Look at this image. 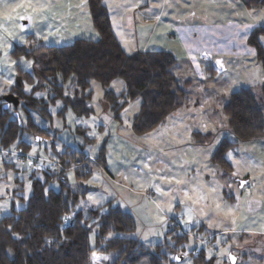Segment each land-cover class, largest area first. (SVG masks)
<instances>
[{"label":"rangeland","instance_id":"1","mask_svg":"<svg viewBox=\"0 0 264 264\" xmlns=\"http://www.w3.org/2000/svg\"><path fill=\"white\" fill-rule=\"evenodd\" d=\"M123 1L132 7L151 0ZM166 1L176 2L177 7L171 9L175 14L172 23L162 25V38L157 45L175 57L173 72L178 82H190L186 87L188 104L146 135L136 136L131 124L139 111L140 99L128 102L113 114L104 100L105 89L91 81L88 106L92 112L78 117L70 108L64 109L62 99L50 101L53 95L48 83L35 81L46 88L33 92V98L47 104L48 116L30 108L27 114L47 133L42 137L24 134L23 139L30 146L24 154L61 165L55 152H80L76 156L78 162L85 156L81 165L76 163L70 169L66 167L68 170L62 166L61 170H66L64 184L86 190L76 210L95 209L112 201L133 217L135 229L128 237L150 251L156 247L165 251L174 246L179 236L186 235L187 239L171 256L173 264H196L193 258L201 251L205 258H213L214 264H231L230 256L235 259L233 264H264V135L239 141L222 111L232 93L242 88L257 92L263 80L261 64L254 48L248 46L244 30L264 28V9L247 8L242 0ZM138 11L131 10L126 31L118 34L129 54L140 48L141 37L134 18L139 19ZM87 18L71 37L59 33L55 38L50 32L42 34L45 25L36 23L22 29L11 19L0 23V98L8 95L15 84L17 69L33 74L30 60L11 56L15 46H63L78 38L75 36L95 41L98 34ZM121 25L125 27L123 23L114 27ZM258 40L264 50V33ZM154 43L156 37L151 39V45ZM202 53L208 56L203 57ZM217 59L224 67L221 74L209 69ZM59 84L65 88V95H73L67 83ZM123 89L121 79L106 87L116 94ZM25 92L32 93V86H25ZM9 109L14 112L11 105ZM23 111L17 110L22 121ZM196 132L212 133L213 139L197 145L193 140ZM223 140L235 145L225 154L232 171L222 180V170L210 159ZM228 153L232 154L231 159ZM100 157L104 167L97 161ZM5 163L11 166L6 167ZM32 169L14 155L0 153V219L25 207L32 179L47 181L46 190H59L61 171ZM244 178L248 182L240 188ZM93 241L92 232L91 245ZM175 257L182 259L174 262ZM137 264L148 262L141 259Z\"/></svg>","mask_w":264,"mask_h":264},{"label":"trees","instance_id":"2","mask_svg":"<svg viewBox=\"0 0 264 264\" xmlns=\"http://www.w3.org/2000/svg\"><path fill=\"white\" fill-rule=\"evenodd\" d=\"M242 2L247 8L264 9V0ZM87 9L98 34L97 40L77 39L63 46H15L11 51L13 58L23 57L32 62L33 74L17 69L15 84L8 92L19 100L20 107L13 108V113L10 109H3L0 98V149H17L27 153L30 146L23 139L24 134L42 137L47 133L27 114L30 108L37 109L41 116H48L47 104L33 98V92L42 88L46 90L41 81L48 83V90L53 95L50 101L62 99L64 109L70 108L78 117L92 112L88 106L91 81L105 89L104 100L113 114H117L128 102L140 99L139 111L131 124L136 136L146 135L188 104L186 87L190 82L185 81L182 85L178 82L173 72L176 59L172 53H127L113 34L102 0H87ZM263 33V27L254 28L247 37V44L254 48L263 72L257 92L252 88H242L232 93L222 108L231 133L241 142L264 135V50L258 40ZM116 79L124 83V89L118 94L106 90ZM35 81L40 83L34 84ZM59 81L70 86L73 91L71 97L65 95V88ZM25 86H32V93L25 92ZM19 108L24 110V121L17 112ZM14 113L19 120L13 117ZM212 139L213 134L209 132L193 134V140L198 145L208 144ZM234 145L223 140L211 156L210 161L222 170V178L232 171L225 154ZM55 154L66 170L76 163L81 165L83 157L85 160V156L79 162L76 159L80 152L65 150ZM101 157L97 161H101L104 167ZM65 171L59 173L57 191L46 190L47 181L32 179L31 194L25 207L12 210L11 214L0 219V264H137L141 259H146L148 264H173L171 256L187 239L186 235L179 236L175 247H168L165 251L159 247L155 251L145 249L137 240L128 237L135 229L133 217L114 206L112 201L95 209L76 210L86 190L64 184ZM79 174L84 175L77 172ZM49 178L52 180L53 177ZM92 232L94 241L91 245ZM193 259L196 264H214V259L205 258L203 251Z\"/></svg>","mask_w":264,"mask_h":264},{"label":"crops","instance_id":"3","mask_svg":"<svg viewBox=\"0 0 264 264\" xmlns=\"http://www.w3.org/2000/svg\"><path fill=\"white\" fill-rule=\"evenodd\" d=\"M122 1L123 0H102L109 14L113 34L119 44L122 46L118 39V34L122 35V33L126 31V24L131 10H139V19L136 20V17L134 18L135 22L138 24L137 31L140 37L142 38V36H144L142 39L140 38L141 43H139L138 46L140 48H138L139 50L137 52L162 51L158 48L160 44L157 45L162 38L163 32L161 31V27L162 25L166 27V24L172 23V15L175 14L171 9L173 6L177 7L176 2L172 1L168 3L166 0H151L149 2L144 1L139 6L134 5L131 7L130 3ZM88 14L87 0H0V23H4L7 19H11L14 23L21 25L20 27L22 29L32 28L36 23L45 25L44 27L46 30L44 29L42 34H48L50 32V36L53 38L59 33H66V37H69V35L71 37L72 33H75V30L79 28L83 19L88 21L87 17H90ZM121 23L125 25L124 28L122 25L121 27L117 26V29L114 27V25ZM244 33L246 36L249 35L250 29H245ZM75 37H78L75 38V40L85 39L79 36ZM155 37L156 43L151 45V39ZM201 55L203 57L208 56L207 53H202ZM210 68L211 71H213L212 65H210ZM221 179L223 180L222 177ZM244 179L247 183L248 179ZM222 193L224 195L226 194L225 191ZM229 198H231V196H229Z\"/></svg>","mask_w":264,"mask_h":264},{"label":"built area","instance_id":"4","mask_svg":"<svg viewBox=\"0 0 264 264\" xmlns=\"http://www.w3.org/2000/svg\"><path fill=\"white\" fill-rule=\"evenodd\" d=\"M219 62V63H217ZM212 69L214 72L221 74L224 71V67L221 63V61L216 60L215 63L212 65ZM13 152V153H12ZM0 153L5 156H10L14 155L16 159L21 162L22 165H29L30 167L33 168V170L39 169V170H62V165L58 164L54 160L51 159H43L39 156L32 157L29 155H25L22 151L20 150H15V151H10V150H5L1 149Z\"/></svg>","mask_w":264,"mask_h":264},{"label":"water","instance_id":"5","mask_svg":"<svg viewBox=\"0 0 264 264\" xmlns=\"http://www.w3.org/2000/svg\"><path fill=\"white\" fill-rule=\"evenodd\" d=\"M1 100L4 102V105H3V109L4 110H8L10 105L13 108H16L18 106V103H19L18 98L16 96L12 95V94H8V95L2 97ZM13 117L15 119L19 120L17 113H14ZM245 184H246V181H243V182L239 183L240 188H242L243 185H245ZM180 259H182V257H179V258L175 257L174 262L178 261ZM234 261H235L234 257L230 256V263L233 264Z\"/></svg>","mask_w":264,"mask_h":264},{"label":"snow or ice","instance_id":"6","mask_svg":"<svg viewBox=\"0 0 264 264\" xmlns=\"http://www.w3.org/2000/svg\"><path fill=\"white\" fill-rule=\"evenodd\" d=\"M30 63V62H29ZM217 63H219V62H217ZM231 156H232V154L231 153H228V158L229 159H231ZM234 175H235V173H234Z\"/></svg>","mask_w":264,"mask_h":264},{"label":"flooded vegetation","instance_id":"7","mask_svg":"<svg viewBox=\"0 0 264 264\" xmlns=\"http://www.w3.org/2000/svg\"><path fill=\"white\" fill-rule=\"evenodd\" d=\"M3 104H4V102H3Z\"/></svg>","mask_w":264,"mask_h":264}]
</instances>
